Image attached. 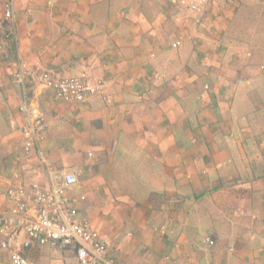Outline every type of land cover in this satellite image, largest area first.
Here are the masks:
<instances>
[{"label":"crops","instance_id":"0c3cea01","mask_svg":"<svg viewBox=\"0 0 264 264\" xmlns=\"http://www.w3.org/2000/svg\"><path fill=\"white\" fill-rule=\"evenodd\" d=\"M184 1L18 0L11 22L0 0V210L10 187L54 182L23 152L27 100L51 124L47 164L78 176V216L120 262L264 264V0ZM41 73L104 85L73 105ZM60 249L25 254L80 264Z\"/></svg>","mask_w":264,"mask_h":264},{"label":"built area","instance_id":"2783aa9c","mask_svg":"<svg viewBox=\"0 0 264 264\" xmlns=\"http://www.w3.org/2000/svg\"><path fill=\"white\" fill-rule=\"evenodd\" d=\"M6 0L5 18L11 22L16 19V2ZM233 2V1H231ZM184 7L195 14L202 15L207 11L209 0H185ZM183 38L173 41V47L183 44ZM20 75L30 74L21 69ZM42 86L52 89L53 96L73 105L88 104L89 99L98 93L104 83L92 84L87 73L69 78L57 79L49 73L34 75ZM206 84L205 88L208 89ZM25 111L27 121L23 126L26 155L35 152L40 164L51 171L54 182L48 187L39 182L19 184L10 187L6 193L15 205L7 210H0V252H8V257L0 258V264H38L29 259L25 251L35 246L50 244L56 248H71L78 256L80 264H126L120 262L110 252L111 238L100 232L86 216H78L68 190L79 181L72 172H58L47 164L42 151L51 124L38 104L26 100L21 108ZM208 244H215L212 237Z\"/></svg>","mask_w":264,"mask_h":264},{"label":"rangeland","instance_id":"374dc122","mask_svg":"<svg viewBox=\"0 0 264 264\" xmlns=\"http://www.w3.org/2000/svg\"><path fill=\"white\" fill-rule=\"evenodd\" d=\"M184 6V5H183ZM185 9H187L186 7H184ZM209 8V7H208ZM134 183H136V182H134ZM47 245H50V244H47ZM53 247V246H52ZM45 248V247H44ZM56 248V247H55ZM57 249H59L58 251L59 252H61V249L60 248H56V250ZM45 250H47V251H50V252H53V250L54 249H52L51 247H49V246H46V248L44 249V254H46L45 253ZM43 254V257H42V259L40 260V264H47L48 263V261H47V259H45V255Z\"/></svg>","mask_w":264,"mask_h":264}]
</instances>
